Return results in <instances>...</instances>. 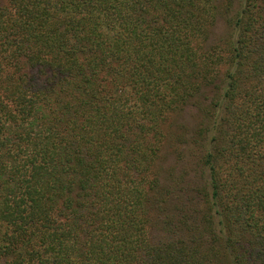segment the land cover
<instances>
[{
  "label": "trees",
  "instance_id": "trees-1",
  "mask_svg": "<svg viewBox=\"0 0 264 264\" xmlns=\"http://www.w3.org/2000/svg\"><path fill=\"white\" fill-rule=\"evenodd\" d=\"M0 264H264V0H0Z\"/></svg>",
  "mask_w": 264,
  "mask_h": 264
},
{
  "label": "rangeland",
  "instance_id": "rangeland-1",
  "mask_svg": "<svg viewBox=\"0 0 264 264\" xmlns=\"http://www.w3.org/2000/svg\"><path fill=\"white\" fill-rule=\"evenodd\" d=\"M239 0H236V4ZM226 28V24L223 17H220L217 25L214 29V32L211 36V41L217 39L222 33H224ZM196 111L193 108L187 109L179 118H177L176 123V135L172 140L168 141L163 149L162 157H161V164L164 168H169L171 165H177L179 167L177 173H182L184 169L190 170L191 176L188 178L190 180L193 179V176L196 177L200 175L197 172V175L193 172L194 165L189 161L187 158V151H188V140L190 139V130L196 124ZM184 125V126H182ZM190 132V133H189ZM183 152L185 153V157L183 159ZM182 160L180 163L177 161Z\"/></svg>",
  "mask_w": 264,
  "mask_h": 264
}]
</instances>
